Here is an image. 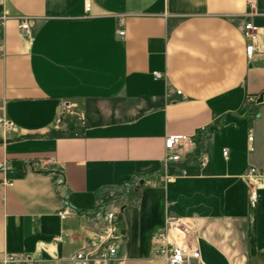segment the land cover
I'll use <instances>...</instances> for the list:
<instances>
[{"label": "crops", "instance_id": "obj_1", "mask_svg": "<svg viewBox=\"0 0 264 264\" xmlns=\"http://www.w3.org/2000/svg\"><path fill=\"white\" fill-rule=\"evenodd\" d=\"M0 16V264H73L108 209L112 264H166L164 244L264 264V0H0ZM168 134L196 137L164 170Z\"/></svg>", "mask_w": 264, "mask_h": 264}, {"label": "built area", "instance_id": "obj_2", "mask_svg": "<svg viewBox=\"0 0 264 264\" xmlns=\"http://www.w3.org/2000/svg\"><path fill=\"white\" fill-rule=\"evenodd\" d=\"M250 9L254 8L252 1L248 2ZM89 9L88 3H85V10ZM254 12L250 14L253 16ZM3 22V17L0 16V24ZM18 28L24 32H29L30 24L27 18H20L17 24ZM257 26L252 19L244 22V36H245V51L246 55L250 56L255 48ZM119 35H123L124 31L119 30ZM152 75L155 79L162 77L160 71H153ZM180 94V90H176ZM185 97V96H183ZM257 96H249L248 99L255 101ZM66 108L67 105L63 104ZM59 114L54 120V123L59 122ZM10 125V122L0 115V126ZM196 134H168L164 138V156L161 160L164 170L171 164H177L181 159L182 153H189L195 144ZM248 140L252 139V134H248ZM222 154L225 156L226 151ZM0 168L5 169L4 162H0ZM260 172L256 166L250 165L246 169L243 177L247 179L253 188H258L261 185ZM163 180H169L171 175L163 173L161 176ZM68 212V208L64 207L58 214L60 217ZM117 211L108 209L105 211L102 223L98 230L89 238L83 250L72 253L66 261L73 264H112L120 258V247L124 240V235L119 231L116 224ZM161 236V234H157ZM154 255L165 260L166 264H191L198 259V251L192 248L177 246L173 244H164L154 251ZM21 259L18 256H10L5 262H18ZM47 264V263H44ZM53 264H63L61 260H56Z\"/></svg>", "mask_w": 264, "mask_h": 264}, {"label": "water", "instance_id": "obj_3", "mask_svg": "<svg viewBox=\"0 0 264 264\" xmlns=\"http://www.w3.org/2000/svg\"><path fill=\"white\" fill-rule=\"evenodd\" d=\"M262 100V94L259 95V97L257 98V102H260Z\"/></svg>", "mask_w": 264, "mask_h": 264}]
</instances>
